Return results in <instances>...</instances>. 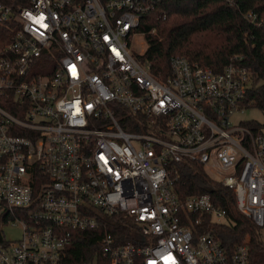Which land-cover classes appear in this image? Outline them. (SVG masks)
<instances>
[{"label": "built area", "instance_id": "1", "mask_svg": "<svg viewBox=\"0 0 264 264\" xmlns=\"http://www.w3.org/2000/svg\"><path fill=\"white\" fill-rule=\"evenodd\" d=\"M157 3L0 0V264H62L72 230L121 213L132 238L101 237L110 264H250L247 245L230 255L202 230L227 210L183 197L175 171L197 162L264 229V126L234 120L256 74L239 56L220 71L175 56L153 74L133 43Z\"/></svg>", "mask_w": 264, "mask_h": 264}, {"label": "trees", "instance_id": "2", "mask_svg": "<svg viewBox=\"0 0 264 264\" xmlns=\"http://www.w3.org/2000/svg\"><path fill=\"white\" fill-rule=\"evenodd\" d=\"M254 12L264 18V0H158L156 7L146 13L139 31L144 33L147 49L142 58L155 75H167L170 61L183 56L192 62L220 71L235 56L256 74L258 85L249 90L250 107L264 111V28L252 23L246 14ZM1 26V25H0ZM7 37L0 38V46ZM262 127L264 122H257ZM176 188L182 196L211 193L217 205L227 210L223 222L204 220L211 231L232 255L241 244L250 251V264H264L262 228L245 216L237 206L236 193L213 178L203 166L185 161L176 168ZM97 229L72 230L71 244L66 248L62 264H110L103 252L101 237L112 232L118 244L132 238L134 220L121 213L102 218Z\"/></svg>", "mask_w": 264, "mask_h": 264}, {"label": "rangeland", "instance_id": "3", "mask_svg": "<svg viewBox=\"0 0 264 264\" xmlns=\"http://www.w3.org/2000/svg\"><path fill=\"white\" fill-rule=\"evenodd\" d=\"M147 41L144 35L140 34L137 37H135L133 48L137 52H145L147 49ZM257 120L259 122H264V111L256 108V107H250L245 109L244 111H239L235 116L234 120ZM5 231V235L7 239L16 241L22 238V227L19 223L16 225L7 224L5 227H3ZM262 238L264 239V229L262 230Z\"/></svg>", "mask_w": 264, "mask_h": 264}]
</instances>
